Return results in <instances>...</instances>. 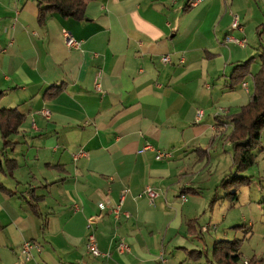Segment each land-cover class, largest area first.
Listing matches in <instances>:
<instances>
[{"label": "crops", "instance_id": "0c3cea01", "mask_svg": "<svg viewBox=\"0 0 264 264\" xmlns=\"http://www.w3.org/2000/svg\"><path fill=\"white\" fill-rule=\"evenodd\" d=\"M235 16L240 30L231 27ZM63 31L78 49L65 45ZM262 54L264 0H91L83 21L50 12L41 24L36 0H0V108L23 115L8 138L16 147L0 154L1 166H17L12 176L0 172L12 193L0 191V264H204L187 253L232 239L242 241L244 261L264 264V165L251 175L258 172L263 195L251 201V223L236 231L251 230V253L227 230L235 226L222 214L226 201L207 211L234 171L225 148L231 126L216 118L250 102ZM249 59V74L230 86L233 68ZM56 88V97H44ZM221 160L222 178L209 184ZM146 188L156 193L152 204ZM187 189L198 194H181ZM30 192L40 198L44 231ZM218 211L226 230L211 223ZM207 225L216 230L201 232ZM90 233L108 257L87 253ZM119 242L129 250L118 252Z\"/></svg>", "mask_w": 264, "mask_h": 264}, {"label": "trees", "instance_id": "16d2710c", "mask_svg": "<svg viewBox=\"0 0 264 264\" xmlns=\"http://www.w3.org/2000/svg\"><path fill=\"white\" fill-rule=\"evenodd\" d=\"M91 0H36L38 7V22L41 24L45 15L54 12L62 18L73 19L75 21H83L85 19V9L87 3ZM253 59H249L236 65L229 78L230 86L237 85L249 74ZM61 88L47 90L44 97H56ZM1 98V94H0ZM216 125H230L231 131L228 134V141L232 146L231 168L233 172L224 176L213 192V196L207 206V211L212 212L215 205L220 201L229 202L231 205L238 201V193L242 187L250 184V178L241 175L255 164V152L261 147V135L264 131V54L260 56V68L253 77V92L250 102L241 107L240 110L232 115L219 116L216 118ZM23 122V115L16 109L0 108V137L2 145L0 154L5 150H13L16 143L8 141L10 135L18 132ZM16 164L12 161L5 160L4 166L0 164V172H5L8 176H12ZM0 191L12 195L0 183ZM222 193V196H220ZM181 194L197 195L195 189L183 190ZM40 198L34 196V192H30L26 199L27 204L33 215L41 221V231L46 227V216L40 214L39 211ZM196 220L187 222V233L193 235L196 233ZM244 226H235L232 229H242ZM242 241L238 239L219 240L213 242L210 249L202 251H190L187 256L194 260H204V264H244V260L239 253ZM254 257L247 260V264H258Z\"/></svg>", "mask_w": 264, "mask_h": 264}, {"label": "rangeland", "instance_id": "374dc122", "mask_svg": "<svg viewBox=\"0 0 264 264\" xmlns=\"http://www.w3.org/2000/svg\"><path fill=\"white\" fill-rule=\"evenodd\" d=\"M229 133H230V131H229ZM227 137H228V135H227ZM227 141H228V139H227ZM261 146L262 147L260 149H257L256 152H255V156L258 157L257 158V163H258L257 166H254V167L252 166L249 169H247L245 172L241 173V175L249 177L251 179L250 180V184L245 186V187H242L240 189V191L238 193V201L235 203L236 205H235V207L233 209L232 208L229 209L227 207L228 206L227 202H225L223 204V207L221 209L223 211L222 214L226 213V212L229 213V221H228V225H230L229 228L233 227V226H236V225H246L247 226V224L249 222L251 223V208L253 206L251 201L254 199V197L258 196L259 194L261 195V197L263 195L262 191H260V190H263V189L259 188V183H258V179H257L258 172L255 175L254 179H252V177H251V175L255 174L254 170H259V167L261 168L264 165V162H263V160H264V146L262 145V135H261ZM225 148L231 154L232 146L229 143V141H228V143H226ZM261 149H263L262 152H261ZM221 154H224V152L221 151ZM211 155H213V154H211ZM214 155H216V154H214ZM212 159H214V157ZM227 160L229 161L228 157H227ZM225 163L226 162H223V160L218 162V165H219L218 170H215L216 162L213 163V167L211 168V171L214 170L215 174L212 175L211 177H209V179H210L209 184H211L215 179H216V181L217 180L219 181L222 178L221 172L219 171V169L223 168V165ZM231 163H232V160H231ZM231 166H232V164H231ZM252 172H253V174H252ZM259 172H260V170H259ZM220 181L218 182V184L220 183ZM210 213L211 212H209V214ZM217 214H219V211H218V213H215L214 217H212L211 223L212 224H218V226H219L218 228L220 230H226L227 228H224L223 224H220V221L221 220L223 221V219L221 217L222 214H220V215H217ZM248 228L249 227H247V229ZM227 230H230L229 232H230L231 235L236 234L238 236H241L242 239H244V241H243V243L245 244V245L243 244L244 245V248H243L244 255H247V254L251 253V241L248 240V238L251 235V230H249V232H247V230L246 231H241L240 233L236 232V231H240L241 229H236V230L235 229H232V230L231 229H227ZM248 233H250V234H248Z\"/></svg>", "mask_w": 264, "mask_h": 264}, {"label": "built area", "instance_id": "2783aa9c", "mask_svg": "<svg viewBox=\"0 0 264 264\" xmlns=\"http://www.w3.org/2000/svg\"><path fill=\"white\" fill-rule=\"evenodd\" d=\"M231 27L233 29H237V30H240V25H239V20L238 18L235 16L233 18V21H232V24H231ZM63 37H64V42H65V45L68 47V48H71V49H78L79 48V42L77 40H75L71 34L67 31H63ZM226 41L228 42H234V43H237L239 44L238 41H236L235 39L233 38H226ZM162 62L163 63H166L168 62V58L167 57H163L162 58ZM96 88L98 89V83H97V86ZM40 114L42 116H45V117H48L50 114L47 110H43L40 112ZM201 117V112H198L197 113V118ZM83 153L80 152L79 154H77V156H80L82 155ZM161 155L159 154L157 156V158H160ZM144 195L149 199V201L151 202V204L153 203V200L154 198L156 197V193L153 192L150 188H146L144 190ZM98 207L100 209H103V205L101 203H98L97 204ZM121 206V203H119V206H117L114 210H113V213L115 215H118L119 213V208ZM95 222V218L93 217H90L88 220H87V228L89 229L91 227V224ZM210 228L212 230H216V226L215 225H207L205 227H202L201 228V232H207L208 230H210ZM32 245L30 242H26L22 245V248H21V255L24 256V258L26 260H28L30 258V254H29V250L31 249ZM116 250L118 252H125V251H128L129 250V247L127 244H125L124 242H119L116 246ZM86 251L87 253L94 257V258H98V257H108L109 255L107 253H102L98 247H97V243H96V240H95V237L92 233H90L88 236H87V241H86ZM244 264H247V261L245 260L243 262Z\"/></svg>", "mask_w": 264, "mask_h": 264}]
</instances>
